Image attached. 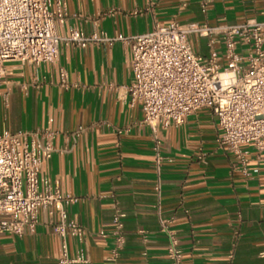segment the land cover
Returning a JSON list of instances; mask_svg holds the SVG:
<instances>
[{"label": "crops", "instance_id": "1", "mask_svg": "<svg viewBox=\"0 0 264 264\" xmlns=\"http://www.w3.org/2000/svg\"><path fill=\"white\" fill-rule=\"evenodd\" d=\"M205 2L203 12L201 4ZM59 35L151 31L179 22L231 24L264 20V0H65ZM206 55V38L192 36ZM131 47L61 45L59 58L38 65L10 61L0 79V133L48 128L55 151L39 179L75 197L68 217L86 229L85 264H110L113 203L125 212V245L116 264H169L158 217L171 218L186 264H264V151L245 145L247 173L219 147L221 130L208 108L159 130L164 161L157 174L151 129L128 99ZM60 69L67 74L60 85ZM84 85V86H82ZM82 128L79 130V128ZM158 186V187H157ZM57 211H39L34 232L0 233V264H55ZM100 231L106 233L105 236ZM69 254L77 242L68 238Z\"/></svg>", "mask_w": 264, "mask_h": 264}, {"label": "built area", "instance_id": "2", "mask_svg": "<svg viewBox=\"0 0 264 264\" xmlns=\"http://www.w3.org/2000/svg\"><path fill=\"white\" fill-rule=\"evenodd\" d=\"M205 8L203 2L201 10ZM67 15L65 0H0V79L10 61L34 65L56 61L61 45L128 43L133 77L128 99L140 106L141 122L151 129L157 174L164 161L159 130L180 125L202 108L217 119L221 130L217 145L227 148L247 173L244 146L264 151V20L219 25L173 20L132 36H110L103 30L86 35L77 28L59 35L56 23H63ZM196 35L206 38V55L194 50L191 37ZM59 76L66 87V71L60 69ZM57 133L48 128L0 133V233L34 232L39 211L55 210L54 233L61 243L55 264H85L88 258L81 243L86 229L66 211L75 197L63 194L49 179H39L42 164L55 151ZM125 216L115 201L106 258L110 264H116L125 245ZM158 221L167 239L169 264H186L170 227L172 219L159 215ZM68 238L78 244L74 255L69 254ZM259 256L264 258V251Z\"/></svg>", "mask_w": 264, "mask_h": 264}]
</instances>
